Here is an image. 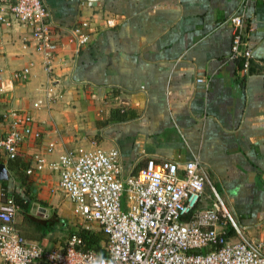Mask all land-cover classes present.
<instances>
[{
  "label": "crops",
  "instance_id": "obj_1",
  "mask_svg": "<svg viewBox=\"0 0 264 264\" xmlns=\"http://www.w3.org/2000/svg\"><path fill=\"white\" fill-rule=\"evenodd\" d=\"M43 3L53 24L48 70L28 27H0V132L10 111L32 118L15 159L0 156L7 176L0 179V210L14 195L21 199L12 215L17 232L46 249L64 243L74 230V216L57 190V173L46 166L75 147L94 144L116 149L124 174L136 172L147 159L196 158L246 236L260 239L264 0L249 3L244 13L252 52L247 74L229 58L226 21L239 0ZM74 27L87 37L80 48L70 33ZM23 68L29 70L26 79H13ZM114 109L126 119L108 121ZM36 159L41 170L35 169ZM214 204L206 185L200 207ZM226 235L234 240L230 230ZM0 264L6 263L0 259Z\"/></svg>",
  "mask_w": 264,
  "mask_h": 264
},
{
  "label": "built area",
  "instance_id": "obj_2",
  "mask_svg": "<svg viewBox=\"0 0 264 264\" xmlns=\"http://www.w3.org/2000/svg\"><path fill=\"white\" fill-rule=\"evenodd\" d=\"M254 1L239 0L238 9L226 21L231 34L229 58L239 61L244 74L252 59L245 41L244 13ZM15 24L30 29L35 50L48 70L53 24L43 0H0V27ZM70 33L78 48L86 43L87 37L77 27ZM28 73L27 68L17 70L13 79L24 81ZM31 123L25 112L5 115L0 132L2 158L15 159ZM34 164L36 170L43 168L40 159ZM46 168L57 173V190L71 205L80 228L94 224L105 240L99 243L100 252L83 250L74 235L46 249L17 232L12 220L15 206L8 199L0 210V259L6 264H264V232L258 240L246 236L196 158L147 159L136 172L124 174L116 149L104 151L91 144L67 151ZM206 185L215 199L213 207H200ZM227 230L234 240L227 237Z\"/></svg>",
  "mask_w": 264,
  "mask_h": 264
},
{
  "label": "trees",
  "instance_id": "obj_3",
  "mask_svg": "<svg viewBox=\"0 0 264 264\" xmlns=\"http://www.w3.org/2000/svg\"><path fill=\"white\" fill-rule=\"evenodd\" d=\"M119 112H121L120 109H114L111 112V117L109 118L108 121L125 120L126 119L125 115L119 114ZM13 201L16 206L22 207V201L17 196L15 195L13 196ZM71 235L76 236L80 240L83 250H89V251H99L100 252L99 243L105 240V237L102 235L100 231L94 232L89 229H84L80 227L74 229L73 231H70L68 233V237ZM39 264H44V263H39Z\"/></svg>",
  "mask_w": 264,
  "mask_h": 264
},
{
  "label": "rangeland",
  "instance_id": "obj_4",
  "mask_svg": "<svg viewBox=\"0 0 264 264\" xmlns=\"http://www.w3.org/2000/svg\"><path fill=\"white\" fill-rule=\"evenodd\" d=\"M72 221V220H71ZM74 226V229L79 228L81 223H79L77 221V219L74 217V221L71 222ZM87 227L89 228V230L97 232L98 228L94 225V224H88ZM67 237L66 233L62 236V239L64 240Z\"/></svg>",
  "mask_w": 264,
  "mask_h": 264
},
{
  "label": "water",
  "instance_id": "obj_5",
  "mask_svg": "<svg viewBox=\"0 0 264 264\" xmlns=\"http://www.w3.org/2000/svg\"><path fill=\"white\" fill-rule=\"evenodd\" d=\"M5 170L3 169L2 165H0V179H6Z\"/></svg>",
  "mask_w": 264,
  "mask_h": 264
}]
</instances>
